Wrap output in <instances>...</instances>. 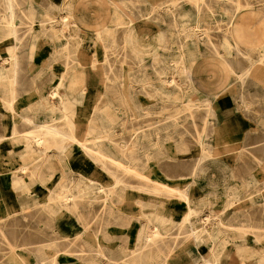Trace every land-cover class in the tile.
Listing matches in <instances>:
<instances>
[{"label":"bare ground","instance_id":"bare-ground-1","mask_svg":"<svg viewBox=\"0 0 264 264\" xmlns=\"http://www.w3.org/2000/svg\"><path fill=\"white\" fill-rule=\"evenodd\" d=\"M7 1L9 18L7 19L6 26H0V45L6 48V54H8V57L4 60H9V63H15L13 65H16L21 42H19L16 34L12 0ZM69 1L70 4L67 6L59 0H51L50 6L46 11L49 14L50 20L45 27H41L39 23H33L30 28L31 35L26 42L27 46L24 45L23 47L25 49L24 52L27 53V59L32 60L30 69L31 72H34L32 75L35 76L37 87L40 90H44V87L48 88L51 85L57 88L64 86V82L61 81L56 71L52 68V63L61 54L60 49H63V55L85 64L87 70H85V73L81 72L78 75L84 74L88 78H101L102 88L95 93L94 102L91 105L94 109L106 113L110 108H135L136 103L132 99L135 91L132 89L131 84L129 85L126 82L128 81L127 77L130 71L122 72V75L114 74L109 59L106 56L107 49L104 48V45L103 49L98 50V47L96 48L94 46V42L87 41L90 45L86 47L90 51L88 56H85L81 51L84 37L103 43L106 41L108 43L107 40H112L114 28L120 27L121 25H126L123 45L131 49L139 65L146 67L149 64L148 62L156 57L157 70L155 68V72L160 75L163 71L165 74L169 73L171 75V77L164 80L162 76L159 79L151 76L146 68L145 71L143 70L144 72H141L139 75L140 78L146 85L151 87L154 93V96L147 94L143 90L144 87H141L140 93L144 95V100L141 102L143 104L142 107L147 106L145 105L146 100L147 98H151L152 100H156L153 107L156 106L158 113H163L162 111L165 107L163 100L165 101V98L166 100H172L176 90L184 96L196 92L218 94L228 88V86H235V84L242 86L243 83L253 79L260 84H264V49L259 50L264 47V44L249 49L259 51L247 54L246 59L248 62L241 70L235 69L233 65L229 64L220 51L212 49L213 51L209 52L206 47L210 42L208 30L210 22L228 20V29L231 32L232 21L235 16L242 9L255 6V2L217 0L216 4H211L208 0H172L169 3H166V1L161 2L164 5L159 7L160 3H158V0H112V8L109 0ZM135 2L141 3L139 10L133 9V3ZM62 12L65 13L63 18L60 20L56 19ZM35 15L39 16L40 14L33 13V16ZM161 16H171L177 22L178 28L175 29V35L172 36L171 31L165 33L166 26L164 25V28L162 27ZM67 17L70 19L71 24H68L69 19ZM84 19H89L90 22L95 24L89 27H83L81 21ZM228 36L225 35L222 40V47L224 49L228 50L231 47L239 45L236 41L234 42L236 45L233 43L234 40L231 34L230 37L233 41ZM42 41L43 43H41ZM152 42L163 47L164 51H169L167 52L168 55L164 52L160 57L158 51L152 47ZM44 44H47V49ZM112 47L111 45L110 48ZM173 61L174 67L172 66ZM40 64L45 65V69H40ZM2 75L11 80L16 75V68H0V78ZM231 78L233 80L231 83H228ZM75 84L77 86L79 83L75 82ZM220 86L223 87L221 90H218ZM8 87V97L0 98V105H6L5 108L7 110L5 112H9L12 118H19L26 123L30 121L32 124L30 131H18V125L15 127L11 126L8 129L10 130L8 133L10 141L13 143H22L27 146L25 150L27 154L31 153L29 151L32 148L29 147H34L35 150L33 149L32 155L36 154L35 161L38 159L40 152L46 154L47 151H43L45 147H53V150L56 149L54 151H57L63 160L68 161L70 166L71 164H75L78 170V176L73 175V172H66L60 179L54 180L57 183H52V177L44 171L43 164L37 166L33 162L23 160L21 156L15 161L11 160L6 162V169L11 173L13 191L19 194L14 196L6 195L7 193L1 184L0 192L3 194V200L11 201V205H14L11 211L20 212L23 214L22 217H26L29 209L38 203L36 197L33 196L38 191L33 192L29 189L22 190L26 185V179L17 176L16 174L19 172L24 175L31 174L35 176L39 181V185L46 188V201L40 204L43 205V209L50 213L52 219L70 220L77 218L75 213L77 209V198H84L91 202L93 198L97 200L101 196L103 200H111V195L114 196L116 194L119 196V201L129 199L142 200L141 196L134 197L132 195L133 193L129 197V194H126L125 190L120 193L117 191L123 184L120 177L115 176L110 182H97L96 180L93 182L92 177L88 174L89 168L92 169L90 160L100 161V159H106L114 164L116 170L126 171L127 173L133 174V177L142 180L146 179L151 182L149 185L140 186L141 190L153 189L159 194L168 192L170 195H179L186 201L185 189L187 185L198 181L199 177H202L204 173L215 172L216 167L213 168L212 162L208 159L210 156L227 154L231 157L234 156V149L228 147L222 146L221 148L215 146L213 149H208L206 147L208 140H206V134L204 132L206 128L203 125L196 129L195 140L198 143V147L194 150L185 146L182 139L184 131L178 130V141L179 147L181 148L177 153L171 147V144H169L167 146V153L170 157H176L178 154V156L192 157L195 161L190 171L192 178L187 180L186 183H181L182 189H179L164 181H160L156 175L151 174L152 172L157 174L162 171L156 166L155 143L151 139L150 132H147V134L141 131L134 133L133 138L135 139H132L133 141L129 144L128 151L120 147L119 149H114L115 151L109 154L104 153L99 148L102 134L94 133L89 143L88 135L91 133V128L77 134L75 132L76 126H74L75 119L73 122L70 116L64 117L66 118L67 125L65 129H57L50 125H44L42 122L45 119L42 121L38 120L37 116L29 119L27 113L20 109V101L13 94L12 82H9ZM51 95L52 97H56L57 93H51ZM65 96H58L60 99L59 105L67 108L72 104L66 100ZM115 100H118V102L115 103ZM26 102V106L28 107L34 100L29 99ZM37 102L38 107H45L39 99ZM180 104L184 108H190L192 106L215 107L216 105L214 100L210 102L208 99L202 102L184 99L180 101ZM244 105L247 104L245 103ZM106 118L109 121L116 119V117ZM88 119L90 122L92 117L89 116ZM163 125L162 127L159 126L162 130L166 129ZM37 126H40L38 130H36ZM159 127H154L152 131L156 132ZM144 136H148L146 137L147 145L143 144L140 146L139 141L140 139L144 140ZM3 137L4 135H0V165L1 158L5 153L3 146L7 140L5 138L3 139ZM32 137L33 140H27ZM170 137V135H166L165 141L169 140ZM220 139V137H216L217 141H220ZM121 145L123 146V144ZM124 151L127 152V158L124 157ZM101 163L104 164V162ZM17 166L20 167L19 171L14 170ZM161 166L164 168L163 165ZM165 167V172L171 170L167 168L169 166ZM259 169L260 172H264L263 165H260ZM48 185L50 186L46 187ZM93 189L96 190L93 191ZM199 213V210L192 209L186 214L185 220L194 222ZM92 218H96V215H92ZM201 219L203 220L202 217ZM146 232H150V237ZM191 233L197 243L198 238H201L203 242L204 236L209 235V230L201 227V229H192ZM157 236V240L162 236L158 227H154L151 230H146L145 226L144 228H138L134 235L135 246L131 248L127 245L121 247V251L124 254L122 258L132 260L134 264H140L141 252ZM210 236H217L215 240L219 239L220 229L218 225L211 232ZM13 260L11 264H28L26 258L23 256L14 257ZM35 264L45 263L36 261Z\"/></svg>","mask_w":264,"mask_h":264},{"label":"rangeland","instance_id":"rangeland-1","mask_svg":"<svg viewBox=\"0 0 264 264\" xmlns=\"http://www.w3.org/2000/svg\"><path fill=\"white\" fill-rule=\"evenodd\" d=\"M59 1L67 6L70 4L69 0ZM163 1L169 3L172 0H158V3H160L159 7L164 5V3H161ZM208 1L211 4H216L217 0ZM241 1L255 2V6L264 5V0ZM50 2L51 0H12V12L16 22V34L19 42H21L18 52L19 57L16 61L17 67H15L17 71L21 60H30L27 59V53L24 52L25 49H23V47L24 45L27 46L26 42L31 35V25H33V23H39L41 24V27H45L50 20L49 14L46 12L50 6ZM109 2L113 8V1L109 0ZM140 4L141 3L138 2L133 3V9L139 10ZM33 13L40 15H35V17L33 16ZM63 15H65L64 12L60 13L56 19H62ZM161 17L162 27L164 28V25L166 26L165 33L171 31L172 36L175 35V29L178 28V25L174 18L171 16ZM8 18V1L0 0L1 27L6 26ZM68 24H71L70 19L68 20ZM228 26V20H216L215 22L209 23L208 30L210 42L206 45L208 48L207 51H213L212 49L220 51L229 64L233 65L235 69L241 70L248 62L246 59L247 54L262 50L264 47L259 50H249L241 45H236V43H234L235 41L230 37ZM124 29H126V25L114 28L112 40H107L108 43L105 41V44L84 37L81 51L85 56H88L90 51L86 47L90 45L87 41L94 42V46L96 48L98 47V50L103 49L104 45V48L107 49L106 56L109 59L114 74L122 75V72L130 71L129 76L127 77L128 81L126 82H128L129 85L131 84L132 89L135 91V94L132 97L133 102L136 103L135 108H143L144 113H147V116H132L130 129H127V127H130L127 123L120 124L118 121L112 123L108 129L109 133H103L101 140L106 139V142L118 145L119 142H125V138L133 141L132 139H135L133 138V135L137 131L144 132L145 134L150 132L151 139L155 143L154 150H156V166L162 171L161 173L155 174L152 172L151 174L154 176L156 175L160 181H164L167 184L182 189L181 183H186L187 180L192 178L190 171L195 163L194 158L178 156V154L176 157H170L167 153V146L171 144V147L178 153V150L181 148L179 147L178 141V130H180L184 131L182 139L185 146L191 150L196 149L198 147V143L195 140L196 129L203 125V127L206 128V131L204 132L206 134V140H208V143H206L208 149H213L215 146L234 149L233 157L227 154L219 156L214 155L208 158L209 161L212 162L213 168L216 167L215 172L226 170H231L232 172L246 171L251 170L252 167V170L257 172L258 175L256 176L255 181L247 186L253 184L257 185L263 182L264 172L259 171V166H264V84H260L253 79L243 83L242 86L239 84L230 87L228 86V88L218 94L196 92L184 96L176 90L174 94L176 96L175 98L173 95L172 100H166V98L165 101L163 100V104L165 105L164 110L162 111L163 113H158L156 106L153 107L156 100H152L151 98H147L146 100L145 105L148 107H142L143 104L141 102L144 100V95L140 93L141 87H144L143 90H145L144 92H147V94L154 96V93L151 87L146 85L140 78L139 75L141 72H144L146 68L151 76L156 77V79H159L161 78L160 76H162V79L164 78V80L171 77V75L169 73L165 74L163 71L160 75L155 72V68L157 70L156 57L148 62L149 64L146 67L144 65L140 66L137 59L134 58L131 49L124 47L123 45ZM225 35H229L228 37H230L236 47H231L228 50L222 47V40ZM41 43H43V41ZM152 43V47L158 51L160 57L164 52L168 55L167 52L169 51H164L163 47L156 45L154 42ZM111 45L113 46L112 48H110ZM44 46L47 49V44H44ZM60 53L58 59L52 63V68L56 71L62 82L64 76L80 74L81 72L85 73L87 68L84 63H79L78 60H73L66 55H63V49H60ZM0 57L5 61L4 59L8 57V54H5L4 56L0 55ZM13 64L15 63H10V65ZM172 66L174 67V61L172 62ZM39 67L40 69H45V65L40 64ZM29 71L31 75L34 73L31 72V69H29ZM18 74L19 73L17 72L16 76ZM176 76L178 75L176 74ZM232 80L233 79L231 78L228 83H231ZM223 86H220L218 90H221ZM53 88L57 87L51 85L49 90ZM48 95L54 99H58L59 96L57 94L56 97H52L51 93H48ZM184 99H191L196 102H202L205 99H208L210 102H213L214 100L216 105L215 107L192 106L190 108H184L181 107L180 104V101ZM114 102L117 103L118 100H115ZM245 103L247 105H244ZM5 106L6 105L4 104L3 106L0 105V135H4L3 139L10 140L8 137L10 130L8 129L11 126L15 127L21 123L26 124V122H23V120L21 121L19 118H12L9 112H5L7 110ZM63 118L64 117H62V120L65 119L66 122V118ZM147 118L149 121L143 122V119ZM45 120L42 122L44 125H50L54 122L52 120ZM95 120L96 119L93 121ZM162 125L166 129L162 130ZM154 127H159L156 132L152 131ZM39 128L40 126H37L36 130ZM94 132L95 131H91L88 135L89 143L91 142ZM166 135L171 136L167 141H165ZM144 137V140L140 139L139 141L140 146L143 144L147 145L146 137L148 136ZM216 137H220V141H217ZM27 140H33V137L28 138ZM29 148H32L29 151L31 152L29 154L32 155V151L33 149L35 150V148L32 146ZM128 148L129 146L125 148L126 151H128ZM49 150H53V147H45L43 151ZM44 155V153L40 152L38 157L42 158ZM90 163H92V160H90ZM112 165L114 166V164ZM161 165H163L164 168H162ZM165 166H169L167 168H170L171 170L165 172ZM14 170L19 171L20 167L17 166ZM115 171L116 172L113 173V175H120V177H123V179L121 178L123 184L117 191L121 192L125 190L126 194H129V197L131 196V193H136L138 195H134V197H138L140 194L147 196L150 194L153 199L156 197L162 200L165 198L168 201H171L172 199H182L179 195H170L168 192L159 194L153 189L141 190L140 186L146 184L149 185L151 182L146 179L142 180L133 177V174L127 173L123 170L118 169ZM88 174L91 176V168H89ZM110 181H112V179L107 178L104 182ZM52 183H57V181L52 179ZM49 186L50 185L46 187ZM45 191L46 188L41 186L38 193L33 194L38 203L29 209L26 217H22L23 214L18 211H11L14 205H11V201L3 200V194L0 192V264H11L14 261L13 258L18 256L25 257L28 264H35L36 261L44 262L45 264H134L132 260L122 258L124 254L121 251V247L126 245L130 248L132 247V245H128V241L131 239L129 232L132 231L134 224H131L130 222L124 223L122 222V219L117 216L115 207L120 202L118 198L119 196L116 194L114 196L111 195V200H103L100 196L97 200L93 198L91 202L84 198H77V209L75 211L77 218L70 220H56L52 219L50 213L43 209V205L40 204L41 202L43 204V202L45 203L46 201ZM93 203H96L97 205L95 212L92 210ZM8 211L10 212L7 214ZM98 212L104 216L103 223L105 224V227L103 229L105 230V234L102 232V228L98 229L97 226L96 229L93 230V219L95 220L96 225L98 224ZM92 215H96V218H92ZM137 226V228L143 227L138 225V223ZM115 229L117 231L126 230V233L122 236L116 235L114 237L115 240H113L110 247L107 244L104 246L102 242H107L108 240L111 241L112 239L107 233ZM162 237L163 235L161 238ZM157 239L158 236L154 238L153 242L151 241V243L144 248V251L146 252V250L150 248H155L159 242ZM124 242H126L125 245H123ZM134 246L135 243L133 244V247ZM52 260L53 262H51ZM139 263L156 264V260L152 263L150 259L145 258L144 254V258H142V261Z\"/></svg>","mask_w":264,"mask_h":264},{"label":"crops","instance_id":"crops-1","mask_svg":"<svg viewBox=\"0 0 264 264\" xmlns=\"http://www.w3.org/2000/svg\"><path fill=\"white\" fill-rule=\"evenodd\" d=\"M81 23L83 27L95 24L89 19H84ZM231 28L230 34L233 40L245 49L256 48L264 44V5L242 9L232 21ZM0 52L1 56L7 53L3 45H0ZM31 66L32 61L21 60L18 71L16 70V73H19L17 76H13L11 80L3 75L0 78V98L8 97V84L12 82L13 94L20 101V109L27 113L29 119L37 116L41 121L43 119L52 120L54 122L50 126L65 129L67 125L62 117L70 116L73 122L75 119L74 126H76L77 134L88 130V128L95 131L94 133L103 134L106 132L108 134L106 129H109L111 124L116 121L120 124L127 123L130 126L127 129H130L132 116H147L143 108H110L106 113L94 109L91 105L94 102L95 93L102 88L101 78H88L84 74L67 75L63 77V87L49 90L51 87L49 86V88L44 87V90H40L37 87L35 76L31 75L29 71ZM10 67L14 69L17 66L10 65L9 60L3 61V58L0 57V68ZM75 82L79 84L76 86ZM48 93H57L59 96L66 95V100L72 105L67 108L61 107L59 97L58 99L51 98ZM29 99H33L34 102L27 107L26 101ZM38 99L45 106L44 108L38 107ZM89 116L101 117L92 118L90 123ZM106 117H116V119L109 121ZM94 119L96 120L93 121ZM148 121V118L143 119V122ZM31 129L30 121L17 126L18 131H30ZM105 140H100L99 148L108 154L114 152L116 148H127L131 143L128 138H125V142H119L118 145ZM3 147L6 150L5 155L3 154L1 158L0 184L6 191V195L18 194L13 191L11 173L6 169V162L15 161L20 156L23 160L33 162L37 166L43 164L44 171L53 180L60 179L66 172H73V175L78 176L75 164L70 166L69 162L63 160L57 151L49 150L42 158L38 157L35 161L36 154L25 153L27 146L22 143L6 140ZM126 153L124 151L125 158H127ZM112 164L111 161H101V159L95 161L93 159L91 163L93 182L95 180L104 182L107 178L113 180L116 176L113 175L116 169ZM16 175L26 179V185L22 190L29 189L37 192L41 189L35 176L24 175L20 172ZM257 175L252 167L251 170L246 171L226 170L204 173L198 181L187 185L185 189L186 201L183 198L171 201L158 197L153 199L150 194L149 196L140 194L142 200L120 201L115 207L117 216L124 223L134 224L132 231L129 232L131 239L128 241V245L133 247L135 243L134 235L138 230V223L143 228L146 226V230L158 227L163 235L155 248L141 252V261L145 254L146 259H150L152 263L156 260V264H264V181L257 185L247 186L255 181ZM117 177L119 178L120 175ZM120 178L123 179V177ZM132 195L137 196L138 194ZM96 207V203H93V212L96 211ZM192 209L200 211L194 222L185 220L186 214ZM101 216L99 213L97 225L93 219V230L97 226L98 229L102 228V232L105 234L104 216ZM217 225L220 229V236L218 240H215L217 236L212 237L210 234ZM201 227L209 230V235L204 236L203 242L201 238H198L196 243L191 232L192 229H201ZM125 233L126 230L109 231L107 234L112 238L111 241H104L102 244L104 246L107 244L110 247L116 235L122 236ZM146 233L150 237V232ZM125 244L126 242L123 243V245Z\"/></svg>","mask_w":264,"mask_h":264}]
</instances>
